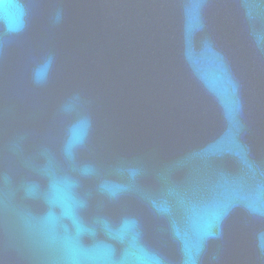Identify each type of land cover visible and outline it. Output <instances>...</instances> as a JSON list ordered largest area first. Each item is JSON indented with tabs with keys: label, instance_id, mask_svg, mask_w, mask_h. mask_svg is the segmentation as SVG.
<instances>
[{
	"label": "water",
	"instance_id": "1",
	"mask_svg": "<svg viewBox=\"0 0 264 264\" xmlns=\"http://www.w3.org/2000/svg\"><path fill=\"white\" fill-rule=\"evenodd\" d=\"M0 264H264V0H0Z\"/></svg>",
	"mask_w": 264,
	"mask_h": 264
}]
</instances>
